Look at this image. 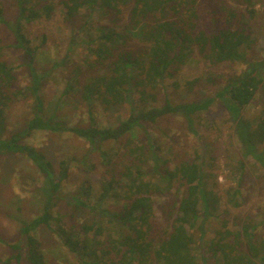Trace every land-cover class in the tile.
Masks as SVG:
<instances>
[{"label":"trees","instance_id":"16d2710c","mask_svg":"<svg viewBox=\"0 0 264 264\" xmlns=\"http://www.w3.org/2000/svg\"><path fill=\"white\" fill-rule=\"evenodd\" d=\"M11 1L16 14L6 18L3 3L7 0H0V23L12 35V47L25 55L29 81L18 86L15 69L2 60L0 46V156L18 155L32 163L42 178L39 192L43 204L33 218L20 221L22 245L19 241L10 244L16 253L0 258V264H10L12 260L20 264V250L28 264H47L35 233L40 227L53 233L78 264H207L206 254L211 264H264V234L254 233V227H264V217L257 224L249 217L237 219L239 230L235 232L229 230L224 218L228 205H241L234 198L247 171V159L254 161L251 168L258 170L264 185V105L256 115L245 113L264 81V59L252 61L246 55L255 39L250 24L254 6L262 0H234L243 6L237 9L223 5L221 0ZM58 6L63 24L71 28L68 56L80 45L86 57L84 65L73 63L68 67V56L52 64V68L68 67L67 78L54 111L47 112L42 89L48 74L39 73L34 65L46 37L42 35L39 44L33 46L26 27L49 19ZM122 10L127 11V17L121 34L96 20L117 16ZM136 26L141 27L146 45L139 50L127 48L123 39L129 38L127 34ZM192 47L211 66L242 62L245 68L229 77L213 95L175 104L162 93L159 105L161 82L173 78L186 64L194 54ZM18 96L29 104V117L22 127L9 130L6 108ZM70 97L84 109V121L70 124L58 116V109ZM215 101L224 106L238 143L237 159L228 164L236 186L225 191L223 207L215 176L205 162L179 159L170 168V160L161 155L162 150L151 149L155 140L148 127L177 113L184 117L188 128L203 127L207 110ZM126 103L131 108L125 119L112 126L99 125L96 110L105 112ZM137 128L144 131L147 146L140 142L132 146V134ZM37 131L70 134L97 150L100 161L111 166L99 193H93L89 182L84 181L69 197L64 212L58 210V192L69 177L70 164L77 160L64 158L55 167L40 148L27 142ZM108 142L119 148L104 150ZM120 148H124L122 153ZM123 156L127 163L121 166ZM209 159L213 157L209 155ZM180 186L184 194L179 198L173 195L157 206L166 224L163 229L151 221L154 207L150 198L168 196L171 189L178 192ZM109 199L119 203L113 212L104 207ZM81 211L96 214L89 223L76 222L74 218ZM105 214L110 219L103 218ZM207 229L213 230L212 237L203 252L195 254L193 245L202 241Z\"/></svg>","mask_w":264,"mask_h":264},{"label":"rangeland","instance_id":"374dc122","mask_svg":"<svg viewBox=\"0 0 264 264\" xmlns=\"http://www.w3.org/2000/svg\"><path fill=\"white\" fill-rule=\"evenodd\" d=\"M57 1V0H55ZM223 5L230 6L232 9L243 8L234 0H221ZM5 6V16L11 19L16 14V7L11 0L3 3ZM255 16L250 21L254 39L247 59L256 61L264 59V0L255 3ZM126 10H122L117 16H103L96 19L101 25L113 28L117 33H123L122 28L125 25ZM114 21L113 23L110 22ZM141 26V25H140ZM136 26L127 34L129 38H123L127 43V48L139 50L146 45L142 39V30ZM70 26L63 24L61 18V9L56 7L49 19L35 21L26 27V32L33 46L39 44L41 36L46 37L45 44L37 50L35 58V67L41 74H48L44 83L42 94L45 99L47 112H52L58 101L60 92L63 89L67 78V68L82 63L86 57L85 48L78 45L72 49L68 56V47L70 36ZM122 42L121 40L119 41ZM13 39L10 32L0 23V46L2 60L6 61L15 69L17 84L23 87L28 84V67L26 57L21 50L12 47ZM194 54L185 65L175 72L173 78H167L161 82L163 89L158 90V104L162 103V93H165L172 103H182L197 101L204 96L213 95L215 91L221 89L224 82L236 74H239L245 65L242 62L233 64L222 63L219 66H211L196 55V48L192 47ZM69 60L68 67H54L53 63H58L61 59ZM264 70V68H263ZM221 75V76H220ZM220 76V78H217ZM211 79V80H210ZM195 80V84L189 83ZM210 80V81H209ZM176 83V86L174 85ZM163 91V92H162ZM264 105V81L261 89L255 96L253 102L245 108L247 116L258 114ZM131 105L126 103L121 106L111 107L108 111L102 112L96 110V117L100 126H112L118 120L125 119L130 113ZM58 116L63 120L71 123H78L85 120V111L78 105L73 97L67 99L60 109ZM29 117V104L18 96L6 108V123L9 130H15L23 126ZM206 125L192 129L187 127L184 117L177 114H170L162 119L157 125H148L151 129V136L155 142L152 143L151 149L160 148L161 155L169 158V166L172 168L175 161L192 160L199 163L202 159L206 166L215 176L216 189L221 196V206L226 199L225 191L231 190L236 186V179L230 175L228 164L237 159L238 143L233 136L231 123L228 119L224 106L215 101L206 113ZM132 146L138 142L147 146L144 131L141 128L134 129ZM29 144L40 148L46 158L57 167L58 162L64 158H76L77 162L70 164L69 177L62 184L58 192L59 201L57 202L58 210L64 212L66 203L84 181H88L92 187L93 193H99L102 179L109 175L111 166H105L99 158L97 150H91L90 146L81 139L72 137L70 134H56L46 131H37L27 140ZM124 142V140H122ZM157 146V147H156ZM108 147L119 148V145L112 142L105 143L104 150ZM131 147V146H129ZM150 149L149 147H147ZM124 148L119 149L122 153ZM208 151V152H207ZM170 152V153H168ZM109 154V153H108ZM209 155L213 160L209 159ZM110 156V155H109ZM176 159V160H175ZM127 163V157H121V163ZM247 171L239 183V193L234 200L240 203V207L228 205L226 218L229 222V230L235 232L239 227L235 225L237 219L245 217L252 218L257 224L264 217V185L261 184L260 173L256 168L252 169L254 163L247 159ZM208 164V165H207ZM93 165V166H92ZM120 166V167H121ZM108 173V174H107ZM41 175L32 163L26 158L18 155L0 156V258L4 259L14 255L16 252L10 248V244L18 243L22 237L19 233L20 221H27L33 218L41 211L43 198L39 189L41 187ZM123 183V181H122ZM177 181H174L176 188ZM171 189L167 195H154L150 198L154 207L151 213V221L160 224L166 229V224L162 220L158 204L167 201L173 195L179 198L184 194L183 186L179 191ZM230 191V192H231ZM119 206L114 200L109 199L105 208L113 212ZM260 209V210H259ZM96 214V213H94ZM94 214L88 211L77 213L74 220L76 222H91ZM103 218H109L106 214ZM213 220V218H212ZM219 223L220 219H216ZM213 231V230H212ZM211 230L207 229L202 241L193 245L195 254H201L203 249L208 245V240L212 237ZM36 235L41 241L42 249L46 255L47 264H78L76 257L63 248L59 239L45 227L36 230ZM255 234H264V227H254ZM21 260L20 264H28L24 258L22 250L19 251ZM207 264H211V257L205 255ZM10 264H15L11 261Z\"/></svg>","mask_w":264,"mask_h":264}]
</instances>
